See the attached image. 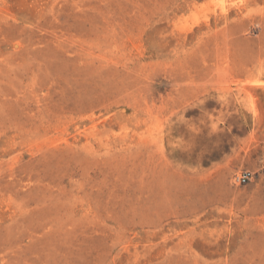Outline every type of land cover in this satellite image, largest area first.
Instances as JSON below:
<instances>
[{
	"label": "rangeland",
	"instance_id": "obj_1",
	"mask_svg": "<svg viewBox=\"0 0 264 264\" xmlns=\"http://www.w3.org/2000/svg\"><path fill=\"white\" fill-rule=\"evenodd\" d=\"M0 264H264V0H0Z\"/></svg>",
	"mask_w": 264,
	"mask_h": 264
},
{
	"label": "built area",
	"instance_id": "obj_2",
	"mask_svg": "<svg viewBox=\"0 0 264 264\" xmlns=\"http://www.w3.org/2000/svg\"><path fill=\"white\" fill-rule=\"evenodd\" d=\"M250 176H251V172L250 171H247L243 175L239 176L238 177V180L239 181H243V182H247V179H249Z\"/></svg>",
	"mask_w": 264,
	"mask_h": 264
}]
</instances>
